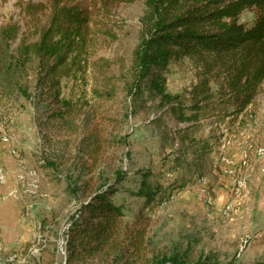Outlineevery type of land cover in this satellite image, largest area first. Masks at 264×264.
Instances as JSON below:
<instances>
[{
  "label": "rangeland",
  "instance_id": "1",
  "mask_svg": "<svg viewBox=\"0 0 264 264\" xmlns=\"http://www.w3.org/2000/svg\"><path fill=\"white\" fill-rule=\"evenodd\" d=\"M64 6L88 21L81 67L60 80L71 105L62 111L74 127L57 125L53 89L32 74L23 82L26 95L6 88L0 95V143L5 139L3 148L21 162L16 173L3 169L0 264H67L72 216L118 174L125 179L113 200L129 230H145L148 257L264 263V83L255 103L238 113L222 70L185 57L168 66L167 90L181 96L192 121L180 122L160 99L126 93L123 82L113 98L99 97L100 58L130 57L145 0H0V36L16 34L13 48L31 44ZM254 18L247 9L240 21L250 26ZM202 82L211 95L193 110L192 90ZM30 181L38 185L34 193ZM141 186L153 199L137 195ZM111 260L98 255L73 264Z\"/></svg>",
  "mask_w": 264,
  "mask_h": 264
},
{
  "label": "trees",
  "instance_id": "2",
  "mask_svg": "<svg viewBox=\"0 0 264 264\" xmlns=\"http://www.w3.org/2000/svg\"><path fill=\"white\" fill-rule=\"evenodd\" d=\"M247 9L255 16L250 26L240 21ZM87 26V18L77 8L64 6L52 14L38 40L31 44L13 48L11 41L16 34L0 36V95L5 88L26 95L23 82L32 74L53 89L50 96L58 108H53L52 117L57 125L74 127L62 111L69 112L71 105L61 97L60 80L74 67H81ZM185 57L221 69L230 105L243 112L255 103L264 83V0H145L130 57L116 61L100 58V78L93 91L99 97L113 98L118 83L123 82L126 93L160 99L164 106L173 108L180 122L192 121L181 109V96L167 90L168 66ZM113 66L116 70H111ZM208 89L202 82L192 90L196 99L193 110L200 109L202 101H209ZM124 177L118 174L114 184L94 192L72 216L67 230V264L86 263L98 255L112 258L111 264H213L189 262L179 254L148 257L145 230H129L122 207L112 197L119 188L116 183ZM137 191L147 200L154 197L143 186Z\"/></svg>",
  "mask_w": 264,
  "mask_h": 264
},
{
  "label": "crops",
  "instance_id": "3",
  "mask_svg": "<svg viewBox=\"0 0 264 264\" xmlns=\"http://www.w3.org/2000/svg\"><path fill=\"white\" fill-rule=\"evenodd\" d=\"M5 140H2L0 143V166L4 167L5 170L9 171L11 174L16 173L18 170V165L21 163L18 158H15L10 154V152L7 151V149H4L6 143ZM21 176L25 175H20V180ZM6 183V182H5ZM3 183V184H5ZM0 184V185H3ZM4 188L0 187V191L3 190Z\"/></svg>",
  "mask_w": 264,
  "mask_h": 264
},
{
  "label": "bare ground",
  "instance_id": "4",
  "mask_svg": "<svg viewBox=\"0 0 264 264\" xmlns=\"http://www.w3.org/2000/svg\"><path fill=\"white\" fill-rule=\"evenodd\" d=\"M0 169H1V175H0V183H4L5 181H6V173H5V171L0 167ZM27 189L31 192V193H34V192H36L37 190H38V185H37V183L35 182V181H30V183H29V185H27ZM27 190V191H28ZM26 191V192H27ZM0 199H1V197H0ZM13 255V254H12ZM8 260H14V257L12 256L10 259H8ZM5 262H7V261H5ZM4 262V263H5ZM10 262V261H9ZM2 264V263H1Z\"/></svg>",
  "mask_w": 264,
  "mask_h": 264
},
{
  "label": "built area",
  "instance_id": "5",
  "mask_svg": "<svg viewBox=\"0 0 264 264\" xmlns=\"http://www.w3.org/2000/svg\"><path fill=\"white\" fill-rule=\"evenodd\" d=\"M3 140H5V139H3ZM2 169H5L4 167H2ZM36 173V172H35ZM0 175H1V169H0ZM0 184H3V183H0Z\"/></svg>",
  "mask_w": 264,
  "mask_h": 264
}]
</instances>
